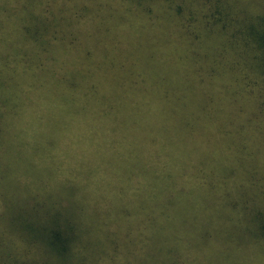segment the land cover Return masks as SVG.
I'll return each mask as SVG.
<instances>
[{
    "label": "trees",
    "instance_id": "16d2710c",
    "mask_svg": "<svg viewBox=\"0 0 264 264\" xmlns=\"http://www.w3.org/2000/svg\"><path fill=\"white\" fill-rule=\"evenodd\" d=\"M155 1L119 0L120 6L110 16V22L104 29L105 36L101 39H109L108 47L117 51L118 57L111 62L106 60L104 52L97 45L91 46L86 40V28H74L81 18L89 16L88 20L91 21L89 4L76 3L67 8L62 3L52 8L65 11L66 19L62 25L65 33L63 37H58V24L52 20L49 0H23V6L22 0H0V3H12V7L14 5L18 9L15 24L9 28L10 34L7 35L8 46L0 48V115H53L55 101L61 97L63 115H101L100 118L104 119L102 127L108 132V144L112 147L95 151L48 147L43 151H33L31 157L22 146L21 149L7 152L10 157L6 164H12L16 172L20 194L25 193L31 177L27 168L34 172L41 163L51 177L46 184L49 190H44L46 194L39 201L33 197L34 203L24 198L20 206H13L10 200L0 196V230L4 228L6 232L0 239L1 254L6 253L0 264H156L154 261L166 260V252L171 250L160 253L159 258L152 255L154 250L158 251L162 245H185L187 241L178 238L180 231L191 236L181 228L189 218V183L192 182L187 172V159L191 151L184 153L176 148L178 145L165 140L160 144L152 142L153 147L146 150L145 145H139L140 139L130 137L140 131H132L118 122V116L122 114L175 113L170 107L163 108L157 104L150 109L144 103L142 89L145 78L156 66L169 67L166 61L156 58L160 51L162 53L157 41L142 44L141 32L137 28L135 37H123L124 42H130L129 49L116 42L120 41V31L117 30L119 23H131L132 18L126 20L131 15L149 20L141 26L157 28L153 23L155 19H149L153 13L151 4ZM164 1L172 4L168 17L190 45L203 42L202 36L208 38L207 42L211 41V45L207 44L208 48L213 50L215 47L220 59L226 60L223 68L215 65L220 70L218 75L226 80L225 83L243 84L244 89L255 96L253 113L264 124V0ZM79 9L87 11L77 13ZM0 18L8 21L4 12H0ZM158 34L167 36L165 32ZM230 52L234 53L235 59L229 60L226 53ZM66 71L74 72V76L67 75ZM198 71L203 72V69ZM216 73L212 67L209 72L211 78L202 76V80L215 81L218 78ZM213 86L214 83H211L206 93L214 98L215 94L211 91ZM225 91L227 95L232 92ZM192 111H196V108ZM256 125L254 122L251 126ZM97 128L103 130L98 125ZM226 133L229 134L228 131ZM261 136L260 132L259 137L253 140L237 135L233 141L234 152L246 164L242 174L247 182L252 171L245 168L262 157L260 146L263 145L264 149V139ZM72 141L69 140V143ZM252 147L255 149H250ZM94 156L111 168L110 186L120 182L126 184L129 189L125 198L127 202L122 199L121 204L130 201L129 206L135 213L121 211V205L117 210L111 204L112 215H108L110 208L99 209L100 203L105 201L102 197L104 194H99V188L95 194L88 193L91 186H101L96 179L98 163L95 162L96 166L90 164ZM10 160L13 162H8ZM85 166L87 168L83 169ZM72 169L76 172L73 173ZM254 169V181L241 185L248 186L252 198L243 203L235 202L226 222L235 231L241 211L245 216L243 228L249 227L251 237L247 238L253 239L260 248L264 245V173L257 164ZM204 173L202 170L199 177L205 178ZM79 176L82 179H78ZM55 179H62L65 191L54 198L52 191L60 184L51 185ZM185 181L189 187L182 184ZM251 184L261 187L259 194L253 193ZM206 187L205 192L213 189L212 186ZM76 199L81 212L73 204ZM158 200L165 204L158 206ZM7 213L15 214L13 231L9 223L2 220ZM125 217H134L135 221L128 223ZM151 220L154 222L144 234L145 225ZM177 220L180 223H176ZM124 222L125 225L121 224ZM133 227L140 228L144 236L133 233ZM8 243L15 248L12 252V248L6 245ZM122 244L124 248L120 249ZM230 246L236 248L244 245ZM136 248L141 250L140 254L135 253ZM22 253H26L25 257ZM178 258L174 264H182ZM165 263H170L168 256Z\"/></svg>",
    "mask_w": 264,
    "mask_h": 264
},
{
    "label": "rangeland",
    "instance_id": "374dc122",
    "mask_svg": "<svg viewBox=\"0 0 264 264\" xmlns=\"http://www.w3.org/2000/svg\"><path fill=\"white\" fill-rule=\"evenodd\" d=\"M161 1L164 2L165 6L159 0L151 4L153 13L149 19H155L153 23L157 28L154 26L153 28L143 27L141 25L149 22V20L147 18L132 17L131 15V17L126 18V20L132 18L131 23H119L117 30L120 31V41H116L124 49H129L130 42L125 41L128 42L126 44L124 38L131 39L135 37L137 28L141 32L142 44L157 41L158 45H156L161 48L162 53L160 51L156 58L158 61H166L169 67L156 66L157 68L154 67L150 76L145 78L146 83L142 89V94L145 95L144 103L150 109L159 104L160 107H170L175 112L171 115L122 114L118 116V122L132 131H140V133L130 137L140 139L138 141L140 142L139 145H145L146 150L153 147L152 142L160 144L161 141L165 140V142L178 145L176 148L182 149L184 153L191 151L187 159L189 163L187 172L190 176L189 181L192 184L189 183L191 186L189 187L187 181L182 183L190 189L189 218L185 221V225L182 224L181 226L182 230H187L191 236H186L183 231H180L178 238H184L187 241L185 245L177 243L162 245L158 251L154 250L152 252L154 257L159 258L158 255L168 249L171 251L166 252V260L163 259V262L157 260L154 263L166 264L168 256L169 264H174L178 257L182 264H264V245L257 248L256 242L247 238L251 236L248 230L249 227L243 228L245 226L244 214L239 211L240 220L237 222L235 231L226 222L230 218L227 216L232 212V205L235 202L243 203L252 198L253 195L251 190L247 188L248 186L241 185L254 181L252 175L256 164L257 167L262 168L261 172L264 173L263 145L260 146L262 155L260 160L247 165L245 168L252 171L247 177V182L242 174V169L246 164L242 163L240 157L234 152L233 144L237 135L256 140L261 132V137L264 139V124H261L259 119L257 120V115L253 113L256 106L255 96L249 94L248 89L245 90L243 84L225 83L226 80L218 75L220 70L215 65L218 64L220 68H223V63L226 60L224 62V59H220L214 46L213 50L208 48L211 41L207 42L208 38L204 36H202L203 42H196L194 46L190 45L181 36L177 25L168 17L172 12V10H169L172 4L164 0ZM23 3L22 0V6ZM62 3L67 8L76 3L89 4L92 11L91 21L88 20L89 16L81 18L80 23L76 24L74 28H86L84 30L89 44L91 46L97 45L104 52L106 60L114 62L118 57L117 51L108 47L109 39L104 38V41L101 39L105 36L104 29L110 22V16L114 15L115 9L120 6L119 0H49L48 7L53 11L52 20L58 24V37H63V33H65V29L62 28L66 19L65 11L52 8H56ZM86 11L79 9L77 13ZM0 12H4L9 21L8 23L5 18H0L1 48V46H8L7 35L10 34L9 28L15 24L18 9L14 8V5L12 7V3H0ZM158 23L164 24V26L161 27ZM159 32H165L167 36L162 37L158 34ZM226 54L229 60L236 58L233 55L234 53ZM212 67L216 69L218 78L215 81L202 80V76L211 78L209 72ZM201 69H203V72L198 71ZM66 74L74 76V72L66 71ZM211 83H214L211 88V91L215 94L214 98L206 93V89H210ZM226 89L232 92L227 95ZM213 103L216 105H212ZM62 105V98L57 97L53 115H0V196L10 200L13 206H20L24 198L28 199L30 203H34L33 197H35V201H39L40 197L46 194L44 190H49L46 189V184L51 176L41 163H38L34 172L27 168L31 177L27 182L25 193L20 194L17 190L16 172L12 168V164H6L10 157L7 152L16 151V149H21L22 146L30 154L28 157H31L33 151H43L48 147L63 150L72 147V149H90L92 151L112 148L108 144V132L102 127L104 125L102 120L104 119L100 118L101 115H63ZM195 108L196 111H192ZM248 120H251V122ZM254 122L258 126L252 127L251 125ZM97 125L103 130L100 131ZM16 137L18 138L16 139ZM71 139L73 141L69 143ZM84 141L86 143H83ZM246 143L252 146L251 143ZM27 161L34 164L29 160ZM8 162L12 163L13 161ZM95 162L100 164H97L99 170L96 173V179L101 186H91L88 193L89 195L95 194L99 188V194H104L102 197L105 201L100 203L99 209L108 210L110 208L108 215H112V204L117 210L121 205V209L123 208L121 211L135 213L136 211L129 206L130 201L127 204H121L122 199L127 200L125 198L129 189L126 188V184L120 182V184L113 183L110 186L109 178H112V175L109 172H111V168L103 160L94 156V160L90 164L96 166ZM85 168L87 166L83 169ZM202 170L205 171V178L199 177ZM71 171L76 172L75 169ZM84 173L87 172L84 171ZM184 173L186 175V172ZM78 179H82V177L79 176ZM57 183L60 184L56 185L52 191L54 198L65 191V186L61 184L62 179H55L51 182V185ZM200 186H202V189H200ZM206 186H212L213 189L205 192ZM73 188L75 191L77 190L75 185ZM260 191V186L256 185L253 188L255 194H259ZM73 204L77 211L81 212L77 199L74 200ZM157 204L161 206L165 202L158 200ZM238 205L240 206V204ZM2 217V220L8 222L11 231H13L12 224L15 214L7 213ZM125 221L130 223L135 220L134 217H125ZM153 222V220L148 221L145 229L141 228L144 234L147 233ZM176 223H180V220H177ZM121 224L125 225V222ZM5 230L10 232L7 228ZM132 231L136 234L140 233V228L133 227ZM4 233L6 232L2 228L0 239ZM140 234V237L144 236V234ZM189 242L190 244H188ZM241 243L244 246L236 248L230 246V244L239 245ZM6 245L12 248L11 252L15 249L11 243ZM123 246L124 244L121 245L120 249L124 248ZM136 249L135 253L140 254L141 250ZM5 254L3 252L1 254L0 251V263L4 261ZM23 255L25 257L26 253H22Z\"/></svg>",
    "mask_w": 264,
    "mask_h": 264
}]
</instances>
